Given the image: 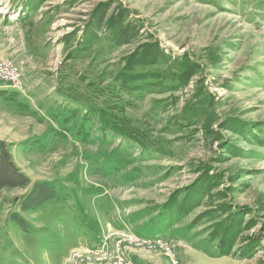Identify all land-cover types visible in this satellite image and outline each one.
I'll use <instances>...</instances> for the list:
<instances>
[{"label": "rangeland", "instance_id": "obj_1", "mask_svg": "<svg viewBox=\"0 0 264 264\" xmlns=\"http://www.w3.org/2000/svg\"><path fill=\"white\" fill-rule=\"evenodd\" d=\"M1 59L0 264H264V0H0Z\"/></svg>", "mask_w": 264, "mask_h": 264}, {"label": "trees", "instance_id": "obj_2", "mask_svg": "<svg viewBox=\"0 0 264 264\" xmlns=\"http://www.w3.org/2000/svg\"><path fill=\"white\" fill-rule=\"evenodd\" d=\"M109 22V27L118 29L121 42H127L131 35V26H122L121 19L114 16ZM97 23L103 24L102 16H99ZM30 183V178L13 161L9 145L0 140V191L4 188H25ZM55 197L57 192L51 183L37 182L29 193L19 198V207L23 211H34ZM13 221L21 227L27 226V222L17 213H13Z\"/></svg>", "mask_w": 264, "mask_h": 264}, {"label": "built area", "instance_id": "obj_3", "mask_svg": "<svg viewBox=\"0 0 264 264\" xmlns=\"http://www.w3.org/2000/svg\"><path fill=\"white\" fill-rule=\"evenodd\" d=\"M0 81L11 84L13 87L21 89L23 87L22 72L19 66L9 60H0ZM126 240L135 246H147L154 248H162L165 254L173 261L176 262V254L169 244L161 239L151 238L147 236H129ZM121 242V241H120ZM114 264H133L128 260L122 250V247H117L114 253Z\"/></svg>", "mask_w": 264, "mask_h": 264}]
</instances>
